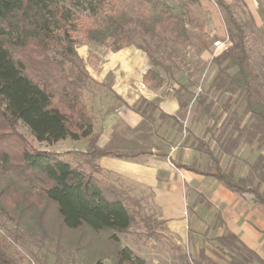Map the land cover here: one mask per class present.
I'll list each match as a JSON object with an SVG mask.
<instances>
[{"label":"rangeland","instance_id":"obj_1","mask_svg":"<svg viewBox=\"0 0 264 264\" xmlns=\"http://www.w3.org/2000/svg\"><path fill=\"white\" fill-rule=\"evenodd\" d=\"M224 1L244 28L251 70L257 75L251 84L257 91L255 96L264 103V0H252V9L244 0ZM158 2L160 20L155 34L135 32L134 42L118 51L111 50L108 40H88L84 28L96 24L107 11L125 9L132 17L148 14L147 3L109 0L92 10L85 4L77 5L76 0L50 3L54 12L62 10L68 17L67 25L80 64L89 75L83 96L97 134L111 120L110 141L103 147L127 152L145 150L142 157H147L163 153L176 142L192 144L193 138H201L225 170L241 167V171L246 170L248 184L264 191L263 137L257 131L254 118L246 111L243 97L227 85V78L235 68H225L223 58L219 62L212 60L230 46L233 26L215 0ZM217 39L221 42L219 47L213 45ZM142 41L149 44L161 61L172 66V76L158 69L163 77L159 87L143 82V75L153 65L145 52L135 46ZM141 98L156 102L157 109H147L150 116L135 111ZM200 100L209 107V114L201 110ZM162 112L175 116L177 121L161 117ZM15 131L30 148L54 152L84 171H90L92 164L99 167V158L90 154L97 147L95 137L48 143L36 140L22 123ZM235 140L237 145L233 143ZM197 154L198 167L210 168L209 156ZM0 165V244L21 264H94L97 260L111 263L115 250L120 247L130 248L145 264H241L242 257L246 256L244 251L231 249L216 238H202L196 245L189 238L170 231L159 218V207L149 194L133 196L140 200L141 213L150 217V229L137 218L127 230L114 232L115 239L111 237V230L65 227L55 204L34 195L33 202H49L39 221L37 207L23 212L17 208L18 202L28 201V196H20L27 183L14 176L8 166ZM169 166L180 174L172 164ZM99 169L94 172L95 176L113 182V176ZM246 196L254 201L251 194Z\"/></svg>","mask_w":264,"mask_h":264},{"label":"trees","instance_id":"obj_2","mask_svg":"<svg viewBox=\"0 0 264 264\" xmlns=\"http://www.w3.org/2000/svg\"><path fill=\"white\" fill-rule=\"evenodd\" d=\"M53 1L0 0V163L8 166L14 176L28 185L20 193L22 197L28 196V201L18 202L17 208L23 212L37 207V218L42 221L44 209L49 202H33L34 195H38L55 204L61 223L70 229L86 226L93 231L111 230V237L115 239L114 232L127 230L137 218L150 229L152 221L141 213L140 200L125 188L95 176L94 172L100 170L96 164L91 165L90 171H84L54 152L30 148L15 131L16 126L22 123L36 140L48 143L66 138L81 140L93 137L94 118L83 96L89 75L80 64L67 25L68 17L62 10L54 12L50 8ZM108 1L76 0V3L85 4L92 10ZM140 1L149 5L150 13L132 17L125 9L107 11L96 24L84 28L85 37L97 42L108 40L111 50L118 51L134 42L135 32L154 35L160 20L157 12L160 3L158 0ZM215 3L224 11L234 31L230 35V46L212 60L219 62L223 58L226 61L225 68H235L227 78V85L232 92L243 97L244 107L254 118L264 143V103L255 96L257 91L251 84L257 75L251 70L244 28L224 0H215ZM135 46L145 52L153 65L143 75V82L151 83L154 87L161 86L163 77L158 69L172 76V66L161 61L147 42L135 43ZM180 104L184 105L183 102ZM199 104L203 112L210 113L209 107L202 100ZM148 108L155 110L158 106L153 100L141 98L134 109L143 116H150ZM160 115L177 121L175 116L163 112ZM193 140V149L207 154L211 167L201 169L193 164L181 163L174 164L176 167L212 176L231 191L251 194L255 202L264 206L263 190L249 185L245 177H235L232 171L222 169L220 159L207 142L201 138ZM233 143L237 145L238 142L235 140ZM145 152L95 146L90 154L93 158L104 155L126 158ZM33 189L37 191L34 193ZM217 240L227 243L231 249L244 251L246 256L242 257L241 264L253 261L264 264L234 234H227ZM202 256L209 259L204 254ZM0 264L21 263L11 257L0 244ZM94 264L145 262L130 248L120 247L115 250L111 263L97 260Z\"/></svg>","mask_w":264,"mask_h":264},{"label":"crops","instance_id":"obj_3","mask_svg":"<svg viewBox=\"0 0 264 264\" xmlns=\"http://www.w3.org/2000/svg\"><path fill=\"white\" fill-rule=\"evenodd\" d=\"M244 1L252 9L253 1ZM110 121L103 125L100 134L95 128L93 130L92 138L95 137L99 148H105L103 145L110 141ZM192 144L176 142L163 153H153L147 157H142L146 152L126 158L104 155L99 157L97 164L102 171L113 176L116 185L130 194H149V198L159 207V218L170 231L189 238L196 245L202 238L217 239L231 233L264 261V206L246 196L247 193L231 191L212 176L176 167L174 164L177 163L198 167V151L193 149ZM110 149L117 150L114 147ZM230 171L235 177L246 175V170L241 171V167ZM203 250L209 256L207 249Z\"/></svg>","mask_w":264,"mask_h":264},{"label":"built area","instance_id":"obj_4","mask_svg":"<svg viewBox=\"0 0 264 264\" xmlns=\"http://www.w3.org/2000/svg\"><path fill=\"white\" fill-rule=\"evenodd\" d=\"M213 45H214L215 47H219V46L221 45L220 40H219V39L215 40V41L213 42Z\"/></svg>","mask_w":264,"mask_h":264}]
</instances>
